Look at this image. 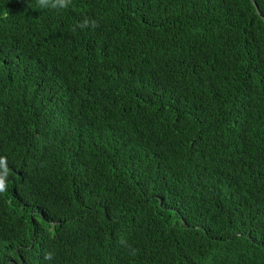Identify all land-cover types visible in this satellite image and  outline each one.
<instances>
[{
  "label": "trees",
  "instance_id": "trees-1",
  "mask_svg": "<svg viewBox=\"0 0 264 264\" xmlns=\"http://www.w3.org/2000/svg\"><path fill=\"white\" fill-rule=\"evenodd\" d=\"M53 3L0 0V264H264L251 1Z\"/></svg>",
  "mask_w": 264,
  "mask_h": 264
},
{
  "label": "clouds",
  "instance_id": "clouds-1",
  "mask_svg": "<svg viewBox=\"0 0 264 264\" xmlns=\"http://www.w3.org/2000/svg\"><path fill=\"white\" fill-rule=\"evenodd\" d=\"M46 0H37V6L40 8H43L45 5ZM71 2V0H58V5L57 3H53L52 4V8L53 9H61V8H67L69 6V3ZM89 21H85V23H88ZM91 23L93 24L94 28L97 26L95 21H91ZM7 190V184L6 181L4 180L3 177H0V193H3Z\"/></svg>",
  "mask_w": 264,
  "mask_h": 264
},
{
  "label": "water",
  "instance_id": "water-1",
  "mask_svg": "<svg viewBox=\"0 0 264 264\" xmlns=\"http://www.w3.org/2000/svg\"><path fill=\"white\" fill-rule=\"evenodd\" d=\"M251 3H252V6L254 7L255 11H256V14L257 16L264 22V17L262 16V14L260 13L259 9H258V6L256 5L255 3V0H250Z\"/></svg>",
  "mask_w": 264,
  "mask_h": 264
}]
</instances>
